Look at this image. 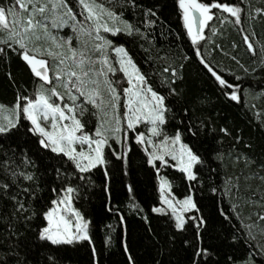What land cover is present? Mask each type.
Returning a JSON list of instances; mask_svg holds the SVG:
<instances>
[{
  "label": "trees",
  "instance_id": "16d2710c",
  "mask_svg": "<svg viewBox=\"0 0 264 264\" xmlns=\"http://www.w3.org/2000/svg\"><path fill=\"white\" fill-rule=\"evenodd\" d=\"M69 2L75 11L80 10L77 0ZM103 2L112 6L114 0ZM201 2H226L239 6L242 9L241 23H234L235 18L230 13L221 14V10L212 9L215 15L204 29V39L193 44L184 28L178 0H136L138 7L135 8L131 5L120 8L119 0H116L114 10L123 12V18L140 31L131 35L124 31L102 34L128 50L141 72L149 78V83L161 94L166 93L162 81L172 79L171 71L165 72L164 69H176L173 87L180 95L168 98V107L172 111L168 113L165 132L171 134L177 126L186 132L184 126L189 122L194 126L199 135L194 142L205 160L200 166L199 180L202 183L193 188V182L181 178L179 169L163 164L157 172L156 166L147 163L145 147L137 144L134 132L125 131L124 143L130 148L125 162H110L107 176L104 168L99 167L92 171L88 182L74 181L81 184V188L73 204L89 221L90 240L52 245L38 240L33 231L39 218H34L28 225L17 223L14 229L0 219V264L5 261L16 264L15 253L27 264H156L157 261L161 264H188L191 249L182 243V239L191 238V231L186 237L179 235L171 227L169 213L152 211L155 206H163L159 200V175L172 183L175 197L181 198L191 190L203 205L202 214L209 218L204 246L213 244L220 248L212 257L213 261L225 264L226 256L230 255L237 261L254 259L264 264V232L260 234L261 248L248 238L251 226L246 225L248 220L249 224L264 228V219H261L264 216V179H261L264 177V63H261L264 58V11H256L264 10V0ZM0 3L10 4L11 0H0ZM148 8L155 15L145 17L142 9ZM225 16L227 20H224ZM69 33L64 31L66 36ZM246 35L254 51L248 49L244 41ZM80 39L91 41L86 35H81ZM197 49L230 85H239L235 90L240 99L232 100L226 95L230 89L221 90L201 62V56L196 54ZM109 56L113 55L109 53ZM115 66L118 67L116 63ZM112 77L127 86L122 73ZM34 86L33 74L15 52L8 50L6 56L0 53V103H11L18 92L30 94ZM200 124L204 126L202 130L198 127ZM222 128L227 132L221 131ZM193 140L186 133L184 141L192 143ZM12 150H15L16 163L20 162L21 152L27 150L37 166L40 187L44 189L41 193L43 199L55 198L49 186L59 185L54 175L46 171L48 157L37 151L32 140L22 134L9 139L0 138V160L12 157ZM217 152L224 154L223 161L215 158ZM229 177L233 178L232 185L239 179V189L234 187L232 196L210 191L212 187L223 189ZM39 205L40 201H36L35 206ZM9 209V202L0 200V217L8 214ZM238 230L243 235L232 241V234ZM9 231L22 234L19 247H12V241L7 239ZM222 237L227 240L220 244ZM4 253L8 255L3 256ZM129 255L133 258L131 261Z\"/></svg>",
  "mask_w": 264,
  "mask_h": 264
},
{
  "label": "snow or ice",
  "instance_id": "6c2138e0",
  "mask_svg": "<svg viewBox=\"0 0 264 264\" xmlns=\"http://www.w3.org/2000/svg\"><path fill=\"white\" fill-rule=\"evenodd\" d=\"M77 4L78 12L69 0H11L10 4L0 3V45H3L0 53L6 56L8 50L15 52L25 62L35 81L30 94L18 92L10 106L0 104V138L9 139L21 134L30 138L37 151L48 157L46 171L54 175L59 185L49 186L55 198L44 200L35 161L24 150L20 162L16 163L15 150H12V157L0 160V174L4 177L0 179V200L10 204L9 213L0 219L14 229L17 223L28 225L34 218H39L33 231L38 240L52 245L90 240L89 222L73 204L81 188V184L74 181L88 182L92 171L99 167L104 168L107 176L110 162H125L130 151L124 143L125 131L135 132L137 144L145 145L147 163L156 166L157 172L161 163L165 167L179 169L181 178L193 182V188L202 183L199 180L200 166L205 164L194 142L199 135L191 122L184 126L186 132L179 126L171 134L165 132L168 113L172 111L168 107V98L180 95L173 87L176 69H164L165 72L171 71L172 79L162 81L166 85V93L161 94L149 83V78L141 72L128 50L123 45H115L113 40L102 34L124 31L131 35L140 31L123 18V12L114 10L116 0L112 6H106L103 0H77ZM129 5L138 7L136 0H119L120 8ZM178 6L193 44L204 39V29L215 15L212 9L221 10V14L230 13L235 18L234 23H241L242 9L230 3L178 0ZM142 11L145 17L155 15L151 8ZM227 19L225 16L224 20ZM66 25L73 29L77 43L81 35L89 37L91 48L87 47V41L83 46L74 47L73 35L58 37L54 33ZM244 41L248 49L254 51L247 35ZM109 52L116 53L118 67L110 62ZM196 54L201 56V62L221 90L230 89L225 94L232 100L240 99L235 90L239 85H230L204 60L199 49ZM261 63H264V58ZM116 73L123 74L122 79L126 78L127 86L110 78ZM142 122L150 125L147 137L144 132L136 131ZM198 127L202 130L204 126L200 124ZM221 131L227 132V129L222 128ZM186 133L194 138L192 143L184 141ZM115 144L120 145L119 150L112 147ZM149 145L151 151L147 147ZM215 158L223 161L224 154L217 152ZM158 179L159 200L163 206H155L152 211L169 213L171 227L179 235L186 237L191 231V238L182 239V243L191 249L188 264H218L212 257L220 251L219 246H204L203 243L209 218L202 214L201 202L191 190L176 198L172 195V183L168 178L161 176ZM232 179L228 178L223 189L212 187L210 191L232 196L233 188L239 189V179L235 185L231 184ZM236 195L239 196L238 191ZM36 201H40L39 207L35 206ZM21 235L17 231L8 232L7 239L12 241V247H19ZM240 235L243 233L238 230L232 234L231 240H239ZM247 236L255 239L250 230ZM226 240L227 237H222L219 243ZM15 256L16 264H27L18 253ZM128 259L131 261L133 258L129 255ZM225 264H252V261H237L229 255Z\"/></svg>",
  "mask_w": 264,
  "mask_h": 264
},
{
  "label": "rangeland",
  "instance_id": "374dc122",
  "mask_svg": "<svg viewBox=\"0 0 264 264\" xmlns=\"http://www.w3.org/2000/svg\"><path fill=\"white\" fill-rule=\"evenodd\" d=\"M64 31H67V32H70L68 35H73V46L74 47H80V46H83L84 45V41L83 40H81L80 39V42L79 43H77V41H76V38H75V35H74V33H73V29L69 26V25H66L64 28H62V29H60L58 32L56 31V30H54V33L58 36V37H60V36H64V37H67L65 34H64ZM75 39V40H74ZM88 43H87V47L88 48H91V41H87ZM109 53H111L113 56H109L110 57V62H112L113 64H114V66H115V57H116V53H114V52H109ZM96 67H99V64H97L96 65ZM110 78H112L113 79V77H112V75L110 76ZM61 91H63V89H60ZM105 95H107V93H105ZM16 98V97H15ZM15 98H14V100L11 102V103H0V104H4V105H8V106H10L12 103H14V101H15ZM95 119V118H94ZM150 125H147V122H142V124H140V125H138L137 126V129H136V131H139V132H144L145 133V136L147 137L148 135H149V133L147 132V127H149ZM134 134H135V132H134ZM162 138V137H161ZM115 146H117V147H120V145L119 144H115V145H112V147H114L115 148ZM144 147H145V145H144ZM148 147V149H149V151H151V146L149 145V146H147ZM162 165V163L161 164H159L158 165V167L159 166H161ZM159 177H161L160 175H159ZM171 192H172V190H171ZM172 195H174L173 194V192H172ZM177 198V197H176ZM254 216V215H253ZM252 218V217H251ZM248 219V218H247ZM87 220V219H86ZM89 222V221H88ZM250 222L247 220V222H246V225L247 226H251L250 227V231H251V233H252V236L253 237H255V239H253L254 241H255V243H257V245L258 246H260L261 248H262V242H261V240L262 239H260L261 237V235L260 234H262L264 231H261V229H260V227H258L257 225H252V224H249ZM250 261H252V264H260V263H258L256 260H254V259H252V260H250Z\"/></svg>",
  "mask_w": 264,
  "mask_h": 264
}]
</instances>
